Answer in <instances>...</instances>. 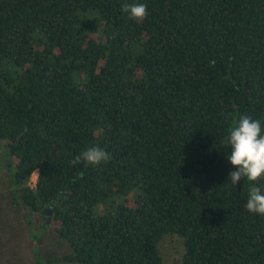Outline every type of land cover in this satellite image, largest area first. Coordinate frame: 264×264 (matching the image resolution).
Instances as JSON below:
<instances>
[{
	"label": "trees",
	"instance_id": "1",
	"mask_svg": "<svg viewBox=\"0 0 264 264\" xmlns=\"http://www.w3.org/2000/svg\"><path fill=\"white\" fill-rule=\"evenodd\" d=\"M244 115L264 123V0H0L10 204L50 207L64 264H161L166 236L173 264H264V179L228 178ZM92 146L111 159L71 163Z\"/></svg>",
	"mask_w": 264,
	"mask_h": 264
},
{
	"label": "rangeland",
	"instance_id": "2",
	"mask_svg": "<svg viewBox=\"0 0 264 264\" xmlns=\"http://www.w3.org/2000/svg\"><path fill=\"white\" fill-rule=\"evenodd\" d=\"M5 143L0 141V264H64L61 259L69 253L45 225L44 211L31 213L10 204V177L6 163ZM33 172L28 185H33ZM46 210V209H45ZM161 264H173L181 258L183 248L176 236H166L159 242Z\"/></svg>",
	"mask_w": 264,
	"mask_h": 264
},
{
	"label": "clouds",
	"instance_id": "3",
	"mask_svg": "<svg viewBox=\"0 0 264 264\" xmlns=\"http://www.w3.org/2000/svg\"><path fill=\"white\" fill-rule=\"evenodd\" d=\"M121 10L136 21L144 20L149 14L145 3H125ZM226 144L231 149L226 159L235 169L228 176L233 185H237L243 178L250 182L264 179V123L261 120L247 115L240 116L238 122L228 129ZM110 159V154L104 149L92 146L75 156L71 163L75 165L83 161L99 165ZM245 208L250 213L264 216V191L255 184L249 190Z\"/></svg>",
	"mask_w": 264,
	"mask_h": 264
},
{
	"label": "water",
	"instance_id": "4",
	"mask_svg": "<svg viewBox=\"0 0 264 264\" xmlns=\"http://www.w3.org/2000/svg\"><path fill=\"white\" fill-rule=\"evenodd\" d=\"M50 207L46 208V210L44 211V213L46 214V217L50 215ZM32 213V212H31ZM45 217V218H46Z\"/></svg>",
	"mask_w": 264,
	"mask_h": 264
},
{
	"label": "built area",
	"instance_id": "5",
	"mask_svg": "<svg viewBox=\"0 0 264 264\" xmlns=\"http://www.w3.org/2000/svg\"><path fill=\"white\" fill-rule=\"evenodd\" d=\"M34 184H35V182L33 183V185H32V186H34ZM29 186H31V185H29Z\"/></svg>",
	"mask_w": 264,
	"mask_h": 264
}]
</instances>
